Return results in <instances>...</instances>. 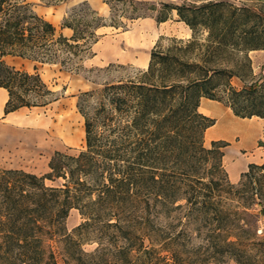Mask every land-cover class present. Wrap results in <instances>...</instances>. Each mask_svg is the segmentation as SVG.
<instances>
[{"label":"trees","instance_id":"trees-1","mask_svg":"<svg viewBox=\"0 0 264 264\" xmlns=\"http://www.w3.org/2000/svg\"><path fill=\"white\" fill-rule=\"evenodd\" d=\"M103 1L111 12H125L127 19L152 16L148 10L154 9V19L162 22L175 10L191 36L172 38L165 48L156 44L145 70L98 90L92 112L86 110L91 92L79 95L84 150L76 155L53 152L42 175L0 168V264H59L53 248L57 240L73 264H89V259L92 264L99 260L117 264L99 241L93 250H84L74 232L95 216H112L104 225L121 227L113 216L127 210L148 214L157 204L160 208L187 200L180 197L185 193L180 190L191 178L213 181L212 175H199L196 166L203 158H212L211 167L220 171L221 147L227 143L212 140L210 147L203 145L204 132L215 119L198 111L201 97L224 100L235 116L264 118V73L254 78L248 55L264 50V0ZM119 24L112 15L109 25ZM105 25L96 11L82 4L63 17L60 30H71L66 36L35 13L31 4L0 0V87L8 92L4 113L56 100L38 72L39 65L59 64L78 71L82 55L96 41V30ZM200 33H205L201 39ZM4 55L30 60L32 71L6 64ZM233 78L241 83L238 87L231 84ZM29 95L31 99H26ZM255 169L264 170V162L249 163L240 180ZM46 179L62 181L47 185ZM251 205H241L247 220L241 217L242 222L224 236V259L234 264H264V229L257 233V214L248 211ZM72 208L84 221L68 234L63 221ZM258 214H264V207ZM122 249V262L146 264L143 256L149 249L140 255Z\"/></svg>","mask_w":264,"mask_h":264},{"label":"rangeland","instance_id":"rangeland-1","mask_svg":"<svg viewBox=\"0 0 264 264\" xmlns=\"http://www.w3.org/2000/svg\"><path fill=\"white\" fill-rule=\"evenodd\" d=\"M23 1L31 4L35 13L52 22L58 31L63 17L82 4L96 11L106 24L96 30V41L90 43V48L82 55L78 71H70L59 64L39 65L38 72L42 80L58 98L45 105L22 106L23 113L17 121L5 125L0 132V168L21 169L42 175L48 171V161L53 152L76 155L85 149L84 118L77 106L81 93L91 92L86 97V110L92 112L97 106L98 90L105 84L126 80L145 70L149 52L156 44L165 48L172 38L186 40L191 36V30L179 19L175 10L168 13L165 21L157 22L153 17L157 13L154 9L148 10L152 16L127 19L125 12L120 9L112 13L103 0ZM144 1L180 3L189 0ZM229 1L237 4L241 0ZM256 1L247 0L248 3ZM112 15L120 21L117 27L109 25ZM60 31L66 36L71 35L69 29ZM204 35L200 33L198 36L201 39ZM248 55L252 75L256 78L264 73V69H261L264 65V50L250 51ZM24 67L30 69L28 64H24ZM231 84L238 87L241 83L233 78ZM31 97L26 96V99ZM213 101L220 107L218 113L211 115L215 122L217 120L214 132L228 128L234 133L231 141L222 140L227 144L221 147L223 155L220 171L211 167L212 158H203L201 164L196 166L199 175H212L213 181L206 184L207 178H202V181L191 178V181L182 184L180 190L182 193L185 191L180 197L187 196V200L180 198L160 208L157 204L158 208L148 214L127 210L117 214V217L113 216L121 221V227L104 225V221L112 216H95L89 219L91 223L88 226L74 232L84 217L78 209L72 208L63 221L64 231L68 234L74 232V240L86 251L93 250L99 241L113 253L112 259L117 264H120V257L124 255L122 248L125 247L139 255L144 249H149L143 256L146 264H234L224 259V236L231 233L228 231L236 223L242 222L241 217L247 220L242 214V204H252L248 211L257 214V233L264 229V214H258L261 206L264 207V170L255 169L246 179L240 180L239 177L236 182H231L226 162L229 156L248 158L259 146H264L261 133L258 131L255 136L252 131L259 125L264 127V118H241L228 108L229 118L224 122V100ZM210 142L208 137H203L205 147H210ZM240 142L244 146L239 152L228 148V145ZM225 153L227 157H224ZM61 181L46 179L45 183L58 185ZM97 187L100 186L93 185L94 189ZM249 223L253 226L251 220ZM61 246L58 240L53 242L58 263L73 264L75 261L63 253ZM97 262L103 263L99 260L95 264ZM89 264H92L90 259Z\"/></svg>","mask_w":264,"mask_h":264},{"label":"crops","instance_id":"crops-1","mask_svg":"<svg viewBox=\"0 0 264 264\" xmlns=\"http://www.w3.org/2000/svg\"><path fill=\"white\" fill-rule=\"evenodd\" d=\"M67 29V28H66ZM1 59L8 65L14 66L16 68H21L27 71H32L33 63L25 58L17 57V56H11V55H4L1 57ZM24 64L30 65V69H27L24 67ZM8 98V92L5 88L0 87V132L4 130L5 125H11L14 122L17 121V118L22 115L23 107H20L14 111L8 112L7 114L4 113V105ZM228 106H225L224 108V122H226L229 118L228 113ZM220 107L214 103L212 99L201 97L199 101L198 111L202 114L211 117V115H214L218 113ZM230 109V108H229ZM231 110V109H230ZM217 122V120H216ZM208 128H206L204 132V137H208L209 140H227L231 141L232 136H234L233 131L226 128L223 129L220 132H214L213 128L216 126L215 123ZM253 134L257 136L258 131L261 133L262 138H264V127L260 126L254 128ZM234 138V137H233ZM244 146L243 142H240L238 144H230L228 145V148L230 150H235L239 152V150ZM227 157V153L224 154V157ZM264 162V146H259L253 154L250 157H244V156H234L231 158V156L228 157V160L226 162V171L228 173V178L231 182H236L240 174L244 172L247 168V165L249 163H260Z\"/></svg>","mask_w":264,"mask_h":264}]
</instances>
